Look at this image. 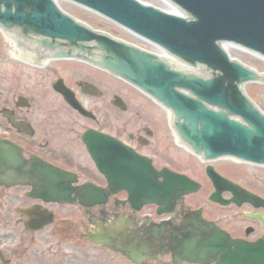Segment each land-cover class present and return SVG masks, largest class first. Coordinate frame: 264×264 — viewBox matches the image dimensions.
Wrapping results in <instances>:
<instances>
[{
  "label": "flooded vegetation",
  "instance_id": "1",
  "mask_svg": "<svg viewBox=\"0 0 264 264\" xmlns=\"http://www.w3.org/2000/svg\"><path fill=\"white\" fill-rule=\"evenodd\" d=\"M3 47L0 38V264H217L210 259L214 251L204 248L215 244L206 239L217 227L264 247V179L255 174L264 173V166L248 165L254 174L242 184L234 161L199 160L173 136L166 116L161 121L152 111V124H143L133 118L144 112H136L129 120L126 106L115 105L121 97L109 95L107 73L71 60L38 67L6 56ZM56 83L80 102L87 96L81 103L91 115L71 108ZM86 84L97 87L96 95L83 93ZM122 144L149 158L156 172L167 168L199 185L171 177L162 188L121 186L120 163L118 184L110 186L92 154L108 159L117 149L121 160ZM208 165L251 196L242 201L228 185L214 184ZM190 166L199 179L187 172ZM158 188L163 192H132ZM207 222L212 228L201 225ZM251 254L264 255V248Z\"/></svg>",
  "mask_w": 264,
  "mask_h": 264
},
{
  "label": "water",
  "instance_id": "2",
  "mask_svg": "<svg viewBox=\"0 0 264 264\" xmlns=\"http://www.w3.org/2000/svg\"><path fill=\"white\" fill-rule=\"evenodd\" d=\"M72 1L163 46L189 63L204 64L202 73L173 69L154 54L92 30L62 12L53 0H0L3 4L0 23L5 27L24 26L25 31L48 37L51 41L39 42L55 49L53 56H77L61 52L59 40L75 45L77 51L85 49L84 43L91 42L96 51L91 54L95 58L90 60L169 108L179 136L196 152H203L207 158L231 154L264 163V114L243 89L248 81L264 83V74L230 60L220 46L224 40L264 55V0H170L186 11L190 19L137 0ZM234 49L244 50L238 45ZM210 69L217 71V76L208 77ZM248 85L259 84H246L247 93ZM229 114L237 115L239 120L228 118ZM148 162L132 156L125 167L134 173L127 175L142 176V170L149 167ZM232 191L241 189L234 186ZM241 192L245 197L248 195L246 191ZM212 237L216 247L205 245L204 248L218 253L211 258L219 260V264H264V256L248 254L258 249V245L230 240L221 231Z\"/></svg>",
  "mask_w": 264,
  "mask_h": 264
},
{
  "label": "rangeland",
  "instance_id": "3",
  "mask_svg": "<svg viewBox=\"0 0 264 264\" xmlns=\"http://www.w3.org/2000/svg\"><path fill=\"white\" fill-rule=\"evenodd\" d=\"M140 1L152 4L157 7L167 8L160 0H140ZM58 4L64 11L73 15L74 17L78 18L79 20L85 22L86 24H88L89 26L95 29L106 31L110 33L111 35L117 36L118 38H122L130 42H136L133 36L130 35L128 32H126L123 28L119 27L118 25L110 21H107L106 19L92 12H89L85 9H82L78 6H75L73 4H70L62 0H59ZM5 50H6L5 47H3L2 52H4ZM228 52L232 58H235L250 67H253L257 70L264 72V59L248 54V53H245V52H242V51L235 50L234 48H229ZM116 82L117 81L111 80V82L109 83V95H112L114 93L121 97L122 101L124 102L126 106L125 116L129 118V120H132L133 114H135L136 112H144L142 113V116L140 118L138 119L133 118V120H139L143 124L147 122L152 124L150 119L154 120V118H150V119L148 118L153 113L152 111H155V113L160 118V120L164 121L165 112L159 110L157 107H154L153 106L154 103L151 100H149L144 95H141L139 92L135 91L132 87L128 86L126 83H123L121 81V84H116ZM248 95L257 104H259V107L261 109L264 110V86L263 85H248ZM88 99L89 98L87 96H81V101L84 103H87ZM97 100L98 99L96 98L95 101ZM155 113L153 114L155 115ZM154 115H152V117ZM155 142L158 144L159 140L156 139ZM159 160L160 162L166 161L164 157L160 158ZM237 168H240L239 171L241 172V177H239L240 182L244 183L245 185L248 184L249 183L248 176L254 174V172H252L253 170L246 166L237 167ZM187 172H189L195 178L199 179L197 167L190 166ZM255 174L256 175L259 174V176L261 175L262 178L264 179V173H260L259 171V172H255Z\"/></svg>",
  "mask_w": 264,
  "mask_h": 264
},
{
  "label": "bare ground",
  "instance_id": "4",
  "mask_svg": "<svg viewBox=\"0 0 264 264\" xmlns=\"http://www.w3.org/2000/svg\"><path fill=\"white\" fill-rule=\"evenodd\" d=\"M162 3L164 4V2H162ZM166 5L169 6L170 11H175V8H174L172 5H170V4H166ZM226 48H227V50H228L229 48H234V45H232V46L227 45Z\"/></svg>",
  "mask_w": 264,
  "mask_h": 264
}]
</instances>
